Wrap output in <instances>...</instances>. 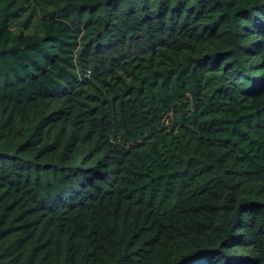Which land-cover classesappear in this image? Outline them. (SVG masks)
Returning <instances> with one entry per match:
<instances>
[{
  "label": "trees",
  "instance_id": "obj_1",
  "mask_svg": "<svg viewBox=\"0 0 264 264\" xmlns=\"http://www.w3.org/2000/svg\"><path fill=\"white\" fill-rule=\"evenodd\" d=\"M0 264H264V0H0Z\"/></svg>",
  "mask_w": 264,
  "mask_h": 264
}]
</instances>
